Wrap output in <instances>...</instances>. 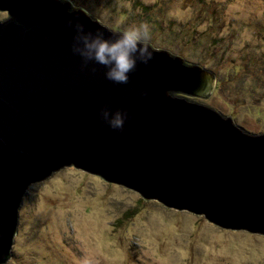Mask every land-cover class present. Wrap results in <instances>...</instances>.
Returning <instances> with one entry per match:
<instances>
[{
    "label": "water",
    "instance_id": "water-1",
    "mask_svg": "<svg viewBox=\"0 0 264 264\" xmlns=\"http://www.w3.org/2000/svg\"><path fill=\"white\" fill-rule=\"evenodd\" d=\"M69 7L0 0V264L12 258L29 186L69 167L264 236V132L194 99L213 94L216 73L150 43L153 59L116 84L102 65L84 67L72 43L77 22L105 39L121 31ZM104 108L127 112L122 130L101 119Z\"/></svg>",
    "mask_w": 264,
    "mask_h": 264
},
{
    "label": "rangeland",
    "instance_id": "rangeland-1",
    "mask_svg": "<svg viewBox=\"0 0 264 264\" xmlns=\"http://www.w3.org/2000/svg\"><path fill=\"white\" fill-rule=\"evenodd\" d=\"M77 4L115 31L146 23L155 48L216 73L213 94L196 101L264 132V0ZM7 264H264V236L229 231L69 167L29 186Z\"/></svg>",
    "mask_w": 264,
    "mask_h": 264
},
{
    "label": "clouds",
    "instance_id": "clouds-1",
    "mask_svg": "<svg viewBox=\"0 0 264 264\" xmlns=\"http://www.w3.org/2000/svg\"><path fill=\"white\" fill-rule=\"evenodd\" d=\"M61 4H68L70 9H77V0H59ZM8 13L0 12V18ZM68 26L73 27L72 21ZM72 52L83 59V66L88 67L89 62L102 65L105 69L106 79L116 84H127L129 73L134 72L138 63L147 65L154 57L150 40V28L146 23L127 27L115 35V39H105L102 32H85L84 25L77 22L74 25ZM93 72L96 69H91ZM142 95H147L142 92ZM101 119L113 130H122L127 119V112L108 108L101 110Z\"/></svg>",
    "mask_w": 264,
    "mask_h": 264
},
{
    "label": "trees",
    "instance_id": "trees-1",
    "mask_svg": "<svg viewBox=\"0 0 264 264\" xmlns=\"http://www.w3.org/2000/svg\"><path fill=\"white\" fill-rule=\"evenodd\" d=\"M196 41H197V40H196ZM196 41H195V42H196ZM235 67H237V66H235ZM237 69H238V67H237ZM235 70H236V68H235ZM238 70H239V69H238ZM236 71H237V70H236Z\"/></svg>",
    "mask_w": 264,
    "mask_h": 264
}]
</instances>
